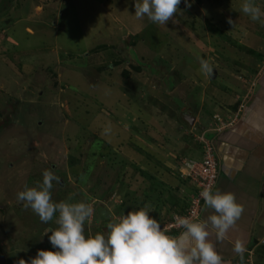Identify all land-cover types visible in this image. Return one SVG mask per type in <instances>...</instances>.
I'll return each mask as SVG.
<instances>
[{
  "label": "rangeland",
  "instance_id": "374dc122",
  "mask_svg": "<svg viewBox=\"0 0 264 264\" xmlns=\"http://www.w3.org/2000/svg\"><path fill=\"white\" fill-rule=\"evenodd\" d=\"M188 2L175 23L160 25L138 19L135 0H0L4 264L55 250L44 232L58 227L56 215L42 222L17 199L45 170L59 178L53 202L93 208L86 237L106 235L109 220L128 211L171 218L174 201H190L181 161L201 157L196 136L227 115L235 91H247L237 77L249 81L264 56V0H253L257 21L242 12L245 0ZM254 253L247 264L264 262L263 241Z\"/></svg>",
  "mask_w": 264,
  "mask_h": 264
},
{
  "label": "clouds",
  "instance_id": "9594fccd",
  "mask_svg": "<svg viewBox=\"0 0 264 264\" xmlns=\"http://www.w3.org/2000/svg\"><path fill=\"white\" fill-rule=\"evenodd\" d=\"M181 0H135V16H145L160 25L169 20L174 23ZM186 7L191 4L185 0ZM241 10L253 21L261 19V8L253 0H245ZM227 22L233 26L231 17ZM201 70L211 73L209 63L201 60ZM38 187H28L18 192L17 199L24 202L42 222H49L56 215L58 227L46 229L53 249H39L30 260L21 258L18 264H221V256L208 240L210 224L222 238L243 212L231 192L205 189L201 193L204 203L214 210L207 221L184 218L179 221L184 231L177 237L168 235L160 223L140 208L114 217L107 223V234L85 236V221L93 215V208L85 202H53L50 189L58 182L51 171H43ZM58 214V215H57ZM242 254L244 247L239 241L234 246Z\"/></svg>",
  "mask_w": 264,
  "mask_h": 264
},
{
  "label": "crops",
  "instance_id": "0c3cea01",
  "mask_svg": "<svg viewBox=\"0 0 264 264\" xmlns=\"http://www.w3.org/2000/svg\"><path fill=\"white\" fill-rule=\"evenodd\" d=\"M261 58L263 61L264 56L261 55ZM259 65L251 72V76L247 77L251 80L255 75H259L258 81L248 94L249 98L239 120L233 128L219 134L217 140L221 172L213 193L218 190L231 192L243 208L239 218L222 238H217L216 230L208 225V240L220 254L221 264H247L250 260L253 262L254 247L264 242V68L258 70ZM237 78L244 80L241 81L248 89L244 94L235 91L237 94L230 96L231 100L226 102V109L229 111L227 114L237 110L239 100L251 87V81L245 80L243 75ZM233 103L237 105L236 108L229 106ZM213 214L214 210L205 204L197 221H207L208 216ZM183 231L184 229L175 231L172 236L177 237ZM238 241L244 247L242 254L234 251ZM255 261L257 264H264Z\"/></svg>",
  "mask_w": 264,
  "mask_h": 264
},
{
  "label": "built area",
  "instance_id": "2783aa9c",
  "mask_svg": "<svg viewBox=\"0 0 264 264\" xmlns=\"http://www.w3.org/2000/svg\"><path fill=\"white\" fill-rule=\"evenodd\" d=\"M255 83L256 79L251 82V88L247 94L239 100V106L236 111L227 115L216 114L215 118L218 120L216 126H212L211 128L205 127V130L196 136V140L200 146L201 157H185L181 161L179 173L182 179L188 180L193 184L195 190L191 195L188 208L183 213H176L166 223L160 224L162 230L168 235L172 236L174 231L183 229L179 224L180 220L188 218L197 221L200 219L205 205L201 198V193L205 189H210L213 192L220 171L214 136H218L222 132L234 127L245 108V104L249 98L248 94Z\"/></svg>",
  "mask_w": 264,
  "mask_h": 264
},
{
  "label": "trees",
  "instance_id": "16d2710c",
  "mask_svg": "<svg viewBox=\"0 0 264 264\" xmlns=\"http://www.w3.org/2000/svg\"><path fill=\"white\" fill-rule=\"evenodd\" d=\"M237 107V105H235L234 106V108H236ZM233 108V109H234ZM146 173V172H145ZM144 175H146V174H144ZM161 197H158V201H160L159 199H160ZM162 202V201H161ZM189 204H190V201L189 202H181V201H179V200H177V201H174V203H172V205L174 206V211H173V213L175 212V213H179V214H181V213H183L187 208H188V206H189ZM174 213V214H175ZM161 216H163V218H161ZM161 216H159L160 217V219H157V221L160 223V224H164V223H166L168 220H170L171 218L169 217V215H167V217H165L164 215H161Z\"/></svg>",
  "mask_w": 264,
  "mask_h": 264
},
{
  "label": "flooded vegetation",
  "instance_id": "af4514ba",
  "mask_svg": "<svg viewBox=\"0 0 264 264\" xmlns=\"http://www.w3.org/2000/svg\"><path fill=\"white\" fill-rule=\"evenodd\" d=\"M219 136V135H218ZM218 136H215V146H216V153H217V159H218V163H219V168H220V171H219V176H218V179H219V177H220V172H221V156H220V153H219V150H218ZM218 182V181H217ZM217 185V184H216ZM216 187V186H215ZM214 190H215V188H214ZM214 190H213V192H214ZM204 208V207H203ZM202 211H203V209H202Z\"/></svg>",
  "mask_w": 264,
  "mask_h": 264
},
{
  "label": "water",
  "instance_id": "95a60500",
  "mask_svg": "<svg viewBox=\"0 0 264 264\" xmlns=\"http://www.w3.org/2000/svg\"><path fill=\"white\" fill-rule=\"evenodd\" d=\"M5 263V258L3 255H1L0 257V264H4Z\"/></svg>",
  "mask_w": 264,
  "mask_h": 264
}]
</instances>
